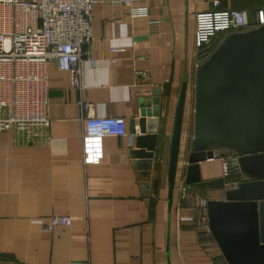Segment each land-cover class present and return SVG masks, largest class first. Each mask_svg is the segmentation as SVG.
<instances>
[{"label":"crops","instance_id":"0c3cea01","mask_svg":"<svg viewBox=\"0 0 264 264\" xmlns=\"http://www.w3.org/2000/svg\"><path fill=\"white\" fill-rule=\"evenodd\" d=\"M213 1L132 0L149 10L132 17L119 0H96L90 46L96 64L83 63L82 88L49 63L50 126L39 137L17 128L0 132V264H227L198 206L202 198L224 200L244 177L233 171L224 178L222 160H207L200 163L201 182L185 188L200 64L196 15L215 10ZM219 1L220 10H241L254 27L264 10V0ZM184 81L182 155L170 203L171 134ZM158 90L163 119L146 178L137 168L134 135L84 136L83 104H92L97 117L124 118L129 133L136 120L139 135L142 104ZM53 216L73 219L48 230Z\"/></svg>","mask_w":264,"mask_h":264},{"label":"water","instance_id":"95a60500","mask_svg":"<svg viewBox=\"0 0 264 264\" xmlns=\"http://www.w3.org/2000/svg\"><path fill=\"white\" fill-rule=\"evenodd\" d=\"M158 90L130 123L137 168L148 178L158 146L162 106ZM188 82L175 107L168 164L172 202L182 155ZM193 138L185 188L201 182L200 163L234 156L244 180L224 200H207L208 228L227 264H264V24L228 35L197 67ZM148 187V185H146Z\"/></svg>","mask_w":264,"mask_h":264},{"label":"built area","instance_id":"2783aa9c","mask_svg":"<svg viewBox=\"0 0 264 264\" xmlns=\"http://www.w3.org/2000/svg\"><path fill=\"white\" fill-rule=\"evenodd\" d=\"M95 2L0 0V132L17 128L39 137L50 126L46 111V73L49 63L69 71L72 87L82 88L83 63L87 61L92 67L96 64L90 51L93 42L91 18ZM119 2L130 7L132 17L149 16L145 6H135L132 0ZM213 6L215 10L196 15L198 54L202 47L208 46L215 38L220 39V44L232 33L248 31L264 24V10L259 12L254 27L248 26L241 10H220L219 0H214ZM140 75L145 77L147 74L140 72ZM83 108L86 138L122 136L132 139L133 135L128 132L124 118L97 117L93 113V105L89 103H84ZM236 159L234 156L221 158L224 178L237 171ZM206 204L207 200L202 198L198 206V211L205 219ZM72 219L69 216H53L46 228L53 230L59 225H69ZM183 220L191 221L193 218L184 217Z\"/></svg>","mask_w":264,"mask_h":264},{"label":"trees","instance_id":"16d2710c","mask_svg":"<svg viewBox=\"0 0 264 264\" xmlns=\"http://www.w3.org/2000/svg\"><path fill=\"white\" fill-rule=\"evenodd\" d=\"M249 25L250 24L248 23V26ZM219 40H220L219 38H215V39H213V41L208 46L202 47L200 49V51H199V59H200V61H204L205 59H207L209 57L211 52L214 51L217 48V46H218V44L220 42Z\"/></svg>","mask_w":264,"mask_h":264}]
</instances>
